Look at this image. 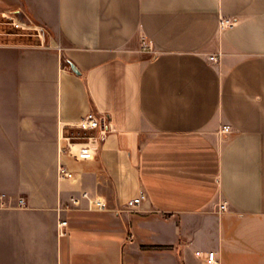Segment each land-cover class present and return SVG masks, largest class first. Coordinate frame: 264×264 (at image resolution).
I'll return each instance as SVG.
<instances>
[{"label": "crops", "instance_id": "obj_1", "mask_svg": "<svg viewBox=\"0 0 264 264\" xmlns=\"http://www.w3.org/2000/svg\"><path fill=\"white\" fill-rule=\"evenodd\" d=\"M89 110L113 131L91 157L61 154ZM84 190L109 209L60 208ZM197 250L264 264V0H0V264H202Z\"/></svg>", "mask_w": 264, "mask_h": 264}, {"label": "built area", "instance_id": "obj_2", "mask_svg": "<svg viewBox=\"0 0 264 264\" xmlns=\"http://www.w3.org/2000/svg\"><path fill=\"white\" fill-rule=\"evenodd\" d=\"M236 22L234 18L223 17L220 19V27H228ZM15 27L24 28L28 26L27 23L20 21L12 22ZM141 47L146 49H153V44L148 42L144 37L141 40ZM209 59L217 60L218 57L210 55ZM69 125L70 129L66 131L65 124L62 126L65 132H62L61 138L64 139V143L60 144L59 150L62 153L69 152L72 148H76V156L78 157H91L94 155V151L98 142L104 141L108 135L113 131L111 118L104 112L97 110H89L83 114L79 120ZM221 132L229 134L231 132V126L224 124L221 128ZM57 174L60 178L71 179L74 177V172L69 169L67 164L60 160L57 167ZM146 193L141 191L138 195L130 198L126 201V207L129 209L137 208L145 199ZM86 200L88 208L96 210L109 209L108 202L103 197L92 195L89 191H81L79 194L71 195L68 200L60 207L61 209H68L78 207ZM25 199L19 198V205H24ZM225 202L220 204V209H226ZM67 219L61 218L59 222L60 233L66 234ZM196 254L203 258L202 264H218L217 252L215 250L200 251L197 250Z\"/></svg>", "mask_w": 264, "mask_h": 264}, {"label": "rangeland", "instance_id": "obj_3", "mask_svg": "<svg viewBox=\"0 0 264 264\" xmlns=\"http://www.w3.org/2000/svg\"><path fill=\"white\" fill-rule=\"evenodd\" d=\"M10 30H15V29H10ZM19 31H21V30H19ZM23 31V30H22ZM30 32V34H26L25 36H24V38H25V40L26 41H31V40H36L35 38H36V36L34 35V30H29Z\"/></svg>", "mask_w": 264, "mask_h": 264}, {"label": "water", "instance_id": "obj_4", "mask_svg": "<svg viewBox=\"0 0 264 264\" xmlns=\"http://www.w3.org/2000/svg\"><path fill=\"white\" fill-rule=\"evenodd\" d=\"M29 22H30V20L27 21V23H29Z\"/></svg>", "mask_w": 264, "mask_h": 264}]
</instances>
